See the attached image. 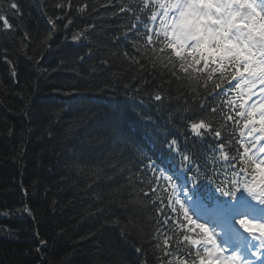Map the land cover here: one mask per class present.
<instances>
[{"label":"trees","instance_id":"obj_1","mask_svg":"<svg viewBox=\"0 0 264 264\" xmlns=\"http://www.w3.org/2000/svg\"><path fill=\"white\" fill-rule=\"evenodd\" d=\"M21 1L26 21L10 44L0 36V264H175L163 254L161 232L170 233L157 223L159 197L144 195L131 154L137 132L117 98L151 105L159 125L179 132L199 116L232 140L229 128L202 115V86L166 74L167 56L145 52L143 71L125 57L138 55L126 38L136 21L119 8L141 0H72L71 8L36 0L48 19L61 17L55 29L33 15V0ZM83 31L80 45L68 42ZM158 86L163 102L149 99Z\"/></svg>","mask_w":264,"mask_h":264},{"label":"snow or ice","instance_id":"obj_2","mask_svg":"<svg viewBox=\"0 0 264 264\" xmlns=\"http://www.w3.org/2000/svg\"><path fill=\"white\" fill-rule=\"evenodd\" d=\"M56 7L71 8L72 0ZM10 8L17 16L21 15L18 3L12 2ZM87 8L84 4L79 11ZM119 11L131 13L136 21L127 26L131 35L126 38L133 42L138 55L125 52L127 59L143 71L144 64L139 57L145 52L159 53L160 60L167 56L169 59L163 64L167 75L180 79L182 73L204 88L197 104L202 115L223 113L222 120L242 122L245 129L241 133L243 139L233 142L207 119H190L186 125V138L194 134V143L212 141L209 154L214 156L219 151L228 162L222 169L212 167L207 156L201 163L199 158L183 151L175 138L168 142L169 151L180 159L182 171L191 173L185 175L184 185L190 182L196 187L202 179L209 180L215 185L214 192L224 198L220 206L225 221L238 224L248 234L239 247L233 248L229 241L221 243L215 228L207 221L202 222L198 213L192 211L188 202L193 198L174 173L155 170L147 181L150 191L159 197L152 201L160 204L157 216L161 219L157 223L162 222L165 229L178 233L177 246H189L175 264H264V0H141L139 5L127 9L121 5ZM56 19L61 17L49 18L53 29ZM0 26L4 30L14 28L3 14H0ZM82 34L77 33L73 40H79ZM155 67L156 61H153ZM213 73H218L217 78L226 81L229 87L216 82L209 87ZM162 91L158 86L157 91L149 94V99L163 102ZM76 92L73 89V94ZM232 93L235 98H228ZM208 96L212 101L223 98L225 102L218 107L205 103ZM233 149L236 154L229 157L228 151ZM164 208L168 211L162 215ZM26 211L31 215L30 209ZM161 234L164 235L163 254L173 257L174 253L168 250L172 247L173 235ZM153 239L157 241L155 247L160 248L155 233ZM165 264H174L173 259Z\"/></svg>","mask_w":264,"mask_h":264},{"label":"rangeland","instance_id":"obj_3","mask_svg":"<svg viewBox=\"0 0 264 264\" xmlns=\"http://www.w3.org/2000/svg\"><path fill=\"white\" fill-rule=\"evenodd\" d=\"M72 41L74 42V43H76L77 42V40H73L72 39ZM190 207V206H189ZM191 208V207H190ZM192 209V208H191ZM193 211V210H192ZM218 223H222V225L225 223L223 220H219V222ZM209 225H210V223H209ZM216 228L218 229L219 228V226L218 225H216Z\"/></svg>","mask_w":264,"mask_h":264}]
</instances>
